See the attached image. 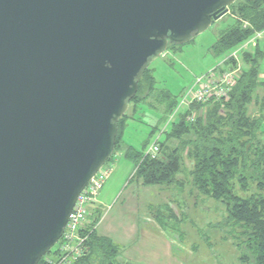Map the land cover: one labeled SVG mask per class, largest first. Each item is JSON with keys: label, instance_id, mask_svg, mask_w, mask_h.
<instances>
[{"label": "water", "instance_id": "water-1", "mask_svg": "<svg viewBox=\"0 0 264 264\" xmlns=\"http://www.w3.org/2000/svg\"><path fill=\"white\" fill-rule=\"evenodd\" d=\"M236 1L0 0V264L56 246L150 63Z\"/></svg>", "mask_w": 264, "mask_h": 264}, {"label": "trees", "instance_id": "trees-1", "mask_svg": "<svg viewBox=\"0 0 264 264\" xmlns=\"http://www.w3.org/2000/svg\"><path fill=\"white\" fill-rule=\"evenodd\" d=\"M237 1L232 5L234 24L213 45L212 50L218 57L264 30V0H242L236 4ZM252 56L246 54L249 67L232 90L230 100L225 104H210L206 117L199 116L194 123L187 120L189 111L182 114L162 140L159 156L152 158L145 154L158 126L152 127L140 150L129 146L124 153L134 162L135 174L146 186L178 182L186 153L195 161L191 172L193 186L201 194L222 202L227 212L223 223L238 231L234 238L243 251L240 260L246 264H264V138L259 136V119L249 115L253 94L261 84V56ZM149 69L139 80L137 94L130 99V105H135V112L141 104L162 109L163 122L176 108L180 95L176 97L159 90L154 76L148 77ZM146 79L151 87L140 98L139 92ZM152 99L160 101L152 102ZM200 106L193 105L192 109L198 110ZM222 108L224 114H221ZM131 117L126 113L119 121L113 156L122 150L125 128ZM173 141L177 144L173 145ZM253 184L257 189L252 192ZM100 219L101 214L93 215L85 229L88 234L87 251L75 264H120L117 261L119 247L111 238L97 232ZM159 224L164 225L162 222ZM39 264H47L45 256Z\"/></svg>", "mask_w": 264, "mask_h": 264}, {"label": "rangeland", "instance_id": "rangeland-1", "mask_svg": "<svg viewBox=\"0 0 264 264\" xmlns=\"http://www.w3.org/2000/svg\"><path fill=\"white\" fill-rule=\"evenodd\" d=\"M241 1L238 0L236 4ZM230 9L234 11L232 6ZM234 21L235 18L230 14H225L192 41L182 45H170L160 57L150 63L148 77L154 76L159 90L167 91L176 97L181 95L184 89L194 82L196 76L223 58L216 56L212 48L219 36L233 25ZM261 71L264 73V58L261 62ZM150 87V82L146 79L139 97L143 98ZM262 94L263 91H260V96ZM134 108L135 105L131 104L127 111L129 117L134 116L133 124L128 130L130 136L128 141L134 143L140 150L148 130L159 119V115L162 117L164 115L162 109L153 108L148 104H141L136 112ZM223 110L221 114H224ZM152 140L153 137L149 145ZM172 143L177 144V141ZM118 154L106 163V166L113 169L98 195L102 204L100 206L103 219L130 222V219H133L131 217L133 204L136 203L139 225L153 224L154 220L162 228L165 236L173 242L171 245L173 257L180 264H246L240 260L243 251L234 238L238 231L223 223L227 217L224 204L201 194L193 186L191 172L195 161L186 153L183 171L178 175L179 181L158 186L143 185L135 174V164L125 159L124 154ZM256 189V184H253L251 191ZM103 193L108 196H104ZM157 219L164 225H160ZM143 241L147 240L141 238V243Z\"/></svg>", "mask_w": 264, "mask_h": 264}, {"label": "built area", "instance_id": "built-area-1", "mask_svg": "<svg viewBox=\"0 0 264 264\" xmlns=\"http://www.w3.org/2000/svg\"><path fill=\"white\" fill-rule=\"evenodd\" d=\"M241 51L242 48H239L221 63L196 76L194 82L182 92L177 108L182 106L187 108L190 112L187 116L189 122L194 123L199 116H206L210 104H225L230 100L231 92L242 76L241 68L231 66L230 60H236ZM193 105L201 106L200 109L195 110L192 109ZM164 133L165 129L157 133L146 149V155L152 158L159 156L161 136ZM112 169L111 166L105 165L81 192L69 216L62 238L51 250L52 252L45 255L47 264H75L86 254L88 234L84 231L93 217L91 207L100 206L98 195L111 175Z\"/></svg>", "mask_w": 264, "mask_h": 264}, {"label": "crops", "instance_id": "crops-1", "mask_svg": "<svg viewBox=\"0 0 264 264\" xmlns=\"http://www.w3.org/2000/svg\"><path fill=\"white\" fill-rule=\"evenodd\" d=\"M227 14H230L233 18H235V15L232 14L231 9H229V12ZM239 48H242V51L241 53H239L236 60H230V62H232L231 66H239L243 74L245 70L249 67V63L246 61L245 56L246 54H251L253 55V58L257 55L261 56V67V62L264 58V30L256 32L249 39L222 55L223 58L212 66L221 63L232 52L238 50ZM212 66H210L209 68H211ZM259 80L261 84L253 94V101L249 105V115L252 118L259 119L261 127L259 131V136L264 138V73H262V71H260ZM260 91H263V94L261 96ZM186 112V107L182 106L178 109L176 106L173 112H171L167 119L163 122L161 121L163 117L159 115L158 112H155L159 115V119L155 122L154 125L151 126V129L152 127L158 126V129L153 135V138L161 129H165V133L161 136L162 141L163 137L168 132H170L172 126L179 121L180 116L182 114H185ZM133 117L134 116H132L127 122V126L125 128L123 136V147L122 150L118 152V155L124 154L123 157L125 159H128L124 153L126 148H128L129 146H133L134 148L138 149V147L134 145V143L128 141V137H130L128 130L133 124ZM151 129L148 130V134L150 133ZM147 137H144L142 141V146ZM128 160L132 161L130 159ZM103 195L108 196L105 193H103ZM136 205V203L133 204L134 208L132 210L131 216L133 219H130V222L126 221V223H122L114 221V219L110 220L109 218H105V220L101 216V219L98 223L99 225L97 226V232L99 233V235L111 238L119 247L120 252L118 254L117 261L120 264H173L174 262L180 264V262L173 257V251L171 246L173 242L165 236L162 231V228L157 223H155L154 220L153 224L149 223V225H139V220L137 217L139 211L136 209ZM101 212L102 208L99 205H94L91 208V215H98L101 214ZM141 234L143 237H141ZM141 238L147 241H143L141 243Z\"/></svg>", "mask_w": 264, "mask_h": 264}]
</instances>
